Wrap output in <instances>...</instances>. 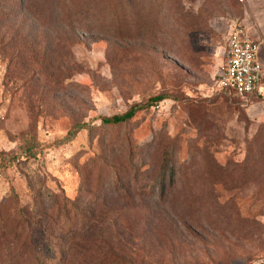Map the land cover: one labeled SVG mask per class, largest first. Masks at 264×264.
Instances as JSON below:
<instances>
[{"label":"rangeland","instance_id":"rangeland-1","mask_svg":"<svg viewBox=\"0 0 264 264\" xmlns=\"http://www.w3.org/2000/svg\"><path fill=\"white\" fill-rule=\"evenodd\" d=\"M245 13L0 0V264H264V86L217 85Z\"/></svg>","mask_w":264,"mask_h":264},{"label":"built area","instance_id":"built-area-1","mask_svg":"<svg viewBox=\"0 0 264 264\" xmlns=\"http://www.w3.org/2000/svg\"><path fill=\"white\" fill-rule=\"evenodd\" d=\"M226 64L218 76V88L248 98L263 93L264 67L259 61V41L238 25L228 39Z\"/></svg>","mask_w":264,"mask_h":264},{"label":"trees","instance_id":"trees-1","mask_svg":"<svg viewBox=\"0 0 264 264\" xmlns=\"http://www.w3.org/2000/svg\"><path fill=\"white\" fill-rule=\"evenodd\" d=\"M217 83H218V78H217ZM169 96L167 95H157L152 97L149 102L145 105H137L132 107L129 111H127L124 114L121 115H114L112 117H103L102 119V123L104 125H119V124H123L126 122L131 121L138 113H140L141 111H143L145 108L148 107H152L155 106L157 104H159L160 102L168 99ZM90 125L87 123H79L76 124L74 127H72L67 134L64 136V138H62L59 142V144H65V143H70L72 142L75 137L83 130L85 129H89ZM37 154L34 152L33 149L28 148L25 151H23L22 157H27V158H34ZM17 159V157H14L11 159L12 161H15ZM61 213H62V217L63 216H67V210L65 207H63L61 209Z\"/></svg>","mask_w":264,"mask_h":264},{"label":"crops","instance_id":"crops-1","mask_svg":"<svg viewBox=\"0 0 264 264\" xmlns=\"http://www.w3.org/2000/svg\"><path fill=\"white\" fill-rule=\"evenodd\" d=\"M243 2L246 13L241 25L247 28L250 34L259 41L258 38H260L261 34L256 27H264V0H243ZM259 61L264 67V55L260 51V46Z\"/></svg>","mask_w":264,"mask_h":264}]
</instances>
